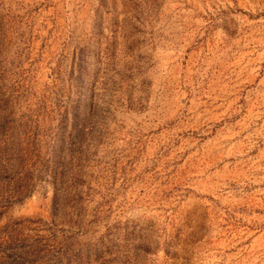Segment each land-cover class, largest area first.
<instances>
[{"label":"rangeland","instance_id":"rangeland-1","mask_svg":"<svg viewBox=\"0 0 264 264\" xmlns=\"http://www.w3.org/2000/svg\"><path fill=\"white\" fill-rule=\"evenodd\" d=\"M0 264H264V0H0Z\"/></svg>","mask_w":264,"mask_h":264}]
</instances>
